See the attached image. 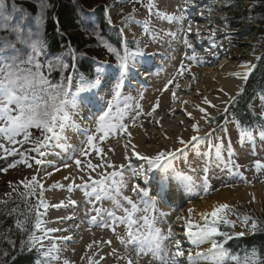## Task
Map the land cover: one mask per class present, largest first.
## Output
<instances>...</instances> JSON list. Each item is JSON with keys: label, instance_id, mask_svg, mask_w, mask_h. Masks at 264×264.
<instances>
[{"label": "snow or ice", "instance_id": "1", "mask_svg": "<svg viewBox=\"0 0 264 264\" xmlns=\"http://www.w3.org/2000/svg\"><path fill=\"white\" fill-rule=\"evenodd\" d=\"M127 2L132 3L134 7L131 12L122 15L118 28L121 36L129 22L135 19V5L141 4V0H127ZM194 2L195 0H183V6H190ZM142 6L147 7L149 16L155 15L170 22L179 23L180 31L183 33V44L187 49L192 50V55H188L187 52L184 54L189 63L185 65L182 61L176 74L161 90L170 92L172 100L176 102L180 85L174 84V81L177 77L190 73L192 62L197 61L190 36L194 34L199 38V29L197 28L193 33V24L196 21L188 20L185 24L186 17L182 10L180 15L161 14L160 11L155 10L157 5L153 0H148L147 5ZM12 11L21 14L15 23L5 0H0V34H2L0 35V161L6 164V167L0 166V172L7 173L9 169L23 165L35 173L30 177H23L14 186L10 181L11 191L5 193L9 199H12L15 193L24 206L23 211H20V204H17L8 212L10 216L14 213L19 214L15 219V228L20 233H27V239L20 241L21 250H36L39 258L35 264H54V262L73 264L69 259L61 257L62 249L57 243V241H69L71 237L52 235L66 232L67 229L48 227L46 225L52 221L44 219L50 206L53 208L65 206L62 201L49 205L45 203L44 198L46 191L44 177H51L62 167L73 169L68 176L64 177L65 180L72 181L68 190L72 191L73 187L81 189L88 198L87 203L91 206L86 213L89 231L93 226L110 230L113 239L124 248V253L121 254L113 246V239H106L102 243L110 248V251L104 252L101 241L93 240L87 245L91 255L86 252L82 257L87 260V264H102V262L107 264L108 258L113 259L114 264H121L122 261L125 264H134L129 255L130 245L135 246L132 249L137 257L135 264H139V258L142 255L147 256L149 253L154 260L158 261V264H264V250L252 248L241 256L226 249L227 241L264 230V222L249 214L238 212L228 203L213 206L211 211L200 213L198 219L193 218L194 209L192 208L188 209L186 217H177V220L183 221L184 236L195 250L185 249L182 246V240L174 236L171 225L168 226L167 232L156 227L157 216L154 213L158 211V202L170 200L173 187L183 188L189 193L193 192L195 184L192 177L177 167V155L183 156L184 152L189 150V146L199 150V144L205 140V136L200 135L203 131L200 120H203L205 124L213 122L214 118L211 117L208 108L218 106L212 104L207 97H203L202 104L196 106L202 114L199 120L191 112L182 109V114L193 121L190 125L193 135L187 140L183 136L175 137V143H178L180 147L142 153L139 150V144L133 142L135 137L132 129L143 127L140 123L142 117L152 118L150 122L154 121L159 128H163V117L157 120L154 116L161 106L160 100L157 98L150 110L144 112L140 104H136L133 108L127 103L128 98L123 97V88L125 82H130L131 76L135 75L138 58L147 55L145 51L147 44L134 39L132 42L134 47H130L125 39L121 51L104 42L107 53L115 57L116 67L113 68L107 61L97 62L94 78L89 79L81 75L73 90L71 74L64 75L59 82H54L51 76L54 72L69 73L70 70L75 69L76 51L68 48L62 55L49 57L46 43L40 32L38 30L33 32L25 27L23 15L25 9L17 8L13 4ZM208 11L211 12L212 9ZM45 14L46 5L41 3L39 11L35 14L37 25L44 23ZM203 14L200 13V15ZM87 19L89 17L82 16V22ZM106 20L109 25H113L114 22L107 14V9ZM143 30L145 33L149 31L148 20L143 21ZM217 31L218 29L215 28L209 29L208 39L213 45ZM169 35L175 36L176 33H169ZM17 43L25 45L26 49L18 48ZM241 67L246 70L236 75L247 81L255 65L248 63ZM191 79L196 80V77L192 76ZM170 85L174 87H169ZM105 88L109 89L111 96L106 105L101 103L104 97L99 95V92ZM219 91L228 96L223 89ZM82 93H91L93 98L82 96ZM197 95L201 94L197 92ZM235 99L230 96L227 101H222L225 104L223 109L225 113L229 110L227 105L234 103ZM86 102L91 103L98 114L92 121L94 127L84 131L85 139L81 142L80 148L72 150V155L69 156L70 162L62 161L60 165H56L47 160L46 157L53 154L51 149L60 147L61 142L67 140V130H80V125L73 117L78 114L80 105ZM169 114L174 116L175 109H169ZM261 116L264 117V111L261 112ZM178 123L183 125L184 121L180 120ZM36 132L39 134L37 135ZM162 135L166 140L173 139L166 129L163 130ZM211 135L212 133L206 134L209 139ZM260 135L264 137V129L260 130ZM238 137L241 141L251 140L253 133L250 128L241 126L238 129ZM113 138L125 140L123 158L126 163L116 164L111 159L110 154L114 153V149L109 145ZM67 147L65 145V151ZM208 148L209 152L215 150L217 158L220 157L219 144H209ZM9 157L12 158L11 161ZM133 158L139 162L138 167L133 166ZM233 167L236 169L235 175L247 182L239 172V166L233 165ZM255 167L257 170L264 169V162L256 161ZM48 168H52L53 171H48ZM77 173L81 181L79 184L75 183ZM93 173H96L95 177ZM52 187L64 186L57 182ZM125 190L131 195L125 194ZM211 190V185L205 176L202 192L207 195ZM195 194L200 195L199 192ZM255 199L253 195L250 203L255 202ZM105 200L111 201L113 206L105 208L101 203ZM7 203L8 200L0 199V204ZM68 203L73 206L77 204L75 200H69ZM98 203L100 206H97ZM160 215L167 216L168 213H160ZM233 216L236 217L235 220L230 219ZM65 219H71V217H58L57 221ZM237 224L244 230L234 231ZM121 225L125 228L124 235L117 230ZM76 227L79 228V225ZM45 241L49 242L47 247ZM165 241H170V249L164 246ZM6 242L15 247L14 240L7 239ZM205 243L210 244V247L200 250V246ZM4 255L7 256L8 252Z\"/></svg>", "mask_w": 264, "mask_h": 264}, {"label": "rangeland", "instance_id": "2", "mask_svg": "<svg viewBox=\"0 0 264 264\" xmlns=\"http://www.w3.org/2000/svg\"><path fill=\"white\" fill-rule=\"evenodd\" d=\"M41 0H5L6 6L8 10L12 13L13 16V23L16 22V19L20 18L19 13H16L15 11H12V5L14 4L17 8H23L25 9V12L23 13L25 17V27L33 32L39 31L42 39L44 40V33L39 25L35 23V14L39 11ZM69 2L75 12L76 18L79 21L80 27H79V33L81 37L83 38L85 42V47L83 49V52L81 51L77 55V60H80L81 62H85L87 66L92 67L95 72V67L97 65V62L107 61L109 64L112 65L113 68L116 67V60L115 57L109 53H107L104 42L111 44L107 38L104 36L101 30V26L103 22H107L106 20V9L107 14L111 16L113 20V24L120 26V20L122 18V15H126L129 12L132 11L134 5L132 3H128L127 0H65ZM153 2L157 5V8L155 10H158L161 12V14L168 13L171 11L170 8V2L171 0H153ZM44 5H46V14H45V21L46 22L50 16H51V10H52V3L51 0H45ZM148 0H141V4L135 5L136 12H135V19L131 21V25L129 24L127 28L125 29V32L123 34L125 39H138L143 43L147 44V48L145 49L146 53H153L158 51H161V53L164 56H167L166 58L162 59L161 62L166 64V68L168 66L171 67L172 63V54H175L177 52L176 44L179 42L181 43L182 47H185L183 42L181 41L180 37H175L169 35V33L173 32L175 33L177 30L178 23L170 22L166 19H163L162 17H157L155 15L149 16L148 10L146 6ZM202 6L198 9V11H201L200 13H204L203 15L209 14V19H201L202 21L199 23L200 25L204 24L207 25V29L215 28L218 29L216 32L215 44L211 42L209 45L207 41H210L208 39L209 34H207V38L205 39L206 45L199 51L202 57L207 58L210 54H216L217 58L215 60H208V62L203 63L201 61V58H197V61L192 62V67L197 72V79L199 80L203 76L205 77V74L203 72L207 73V70L213 69L211 71H208L209 73L213 74H222L226 68H235V67H241L244 64L251 63L252 65H255L257 61L260 59L259 54V46L264 44V36L260 33V30L257 28L258 24L253 23L251 19H249L244 11V9L250 4V2H244L239 3L235 2L234 0H203ZM212 9L211 12L208 10ZM98 10L99 12L103 11V17H99L97 14ZM154 10V11H155ZM198 14V12L196 13ZM195 14V16H196ZM82 16H87L89 19L82 22ZM242 16H245L242 17ZM148 20L149 21V31L147 33L143 30V21ZM232 20L233 22L238 21V27L237 29L231 28L228 24ZM139 22V23H138ZM252 22V23H250ZM198 24V25H199ZM46 25V24H45ZM2 35V34H0ZM230 35V36H229ZM197 39V38H196ZM45 41V40H44ZM196 43H199L197 40L193 43L194 45ZM112 45V44H111ZM47 46V45H46ZM17 47L23 49H26L25 45L17 43ZM114 47V46H113ZM70 47L62 46V49L57 52L56 54L49 53V57L56 56V55H62L67 51V49ZM72 49V48H71ZM186 53V52H185ZM184 53V54H185ZM188 55H191L189 51H187ZM159 59V58H155ZM76 60V61H77ZM176 62H173V69L180 64V61L176 58ZM75 61V62H76ZM138 63H140V58H138ZM183 62L185 64H188L189 62L185 59ZM159 71V70H158ZM55 74L56 81L59 82L64 75L67 73L63 72H54L52 73L51 79H53V75ZM192 76H184L183 80H180L181 82H184V84L188 85L191 82ZM212 82V79H210ZM179 81V82H180ZM237 80H235L236 82ZM167 83L165 77H159L156 79V81L152 84V87H155L157 91V98L159 100H167L166 93L168 91H161L163 89V86ZM202 83V81H201ZM214 83V82H213ZM139 88L135 90L129 89L128 86H126V90L128 92L123 93L124 98L127 99V103L131 107H135L136 104H140L143 111L147 112L150 110L151 106L153 105L150 103V99H148L145 96V91L147 89V84H138ZM216 86H219L216 84ZM74 87V86H73ZM170 87V86H169ZM245 89V86L237 91V93L232 96L236 97L243 93ZM82 96H89L91 93H82ZM177 97H180V93L177 94ZM199 97H206L203 95H199L198 97H195V94L187 93L182 95V101L174 103L175 106H172L171 109H175L176 107H182V105L187 104L188 101L194 100L197 102L199 100ZM215 98V97H214ZM155 101V102H156ZM222 101H227V98L225 99H218V102L220 103L218 107L216 108H208L209 113L211 114V117L214 118L213 122L205 124L203 120H200V125L203 131L200 133L201 136H205V140L202 141L199 144V150L192 149L191 146H189V150L185 151L183 156L177 155L176 165L179 169L184 171L187 175H190L192 177V180L195 184V187L193 189L192 193H188L184 196L183 199L180 201H176L175 197H171L170 200L165 201L160 200L158 203V211L154 213L158 219L161 220V222H156V227L161 228L164 232H167L168 226L171 225L173 229L174 236L178 239L182 240V246L185 249H194V246H192L184 236V229L182 227L183 221L177 220V217H186L188 214V209L192 208L194 209L192 215L194 219L199 218V214L211 211L212 207L215 205H218L220 203H228L229 205H232L238 212L243 214H249L252 217L263 221L264 222V169L257 170L255 167L256 161L264 162V137L260 136H253L251 140H245L241 141L238 137V130L236 129L234 124H231L230 122L222 123L220 125L215 124V120H217L219 117H221L223 114H228L223 111L225 104L222 103ZM186 102V103H185ZM199 103V102H197ZM84 104V103H83ZM86 104H88L86 102ZM191 103H189L190 105ZM202 104V103H201ZM123 106V100L121 102V107ZM228 108L230 106L227 105ZM88 111L94 110L95 113L97 112V109L93 106H87ZM96 110V111H95ZM165 111L163 109H158L157 112L154 114L155 118L159 120L161 117H163L162 125L164 129H171L175 124L173 119L165 120ZM199 118L202 115L199 113ZM74 120L80 125V130L77 131L75 129H69L66 131L67 140L61 142L60 147H53L51 149V152H55L57 156H60L59 148H63L61 151H65V145H67V149L69 148L70 140L68 139L71 137L70 134H80L83 135L84 131L90 127H94L93 124V118L87 119L84 115L80 113V110H78V114L74 115ZM179 118L183 119L184 125L189 134H183L186 132V130L182 129L181 126H178V133L173 139L177 136H180L183 134V136H186V140L193 135L191 130V123L193 122L190 119H187L185 115L182 113L179 114ZM178 119V118H177ZM152 118L142 117L140 123L143 124V127L140 128H134L132 129L133 135L135 137L134 143L138 144V136L145 139V147L147 150H149L152 147H158L159 139L156 140L157 137H159V133L162 131L161 128H159L157 125L149 124V121H151ZM86 123V124H85ZM146 130V131H145ZM183 130V132H182ZM142 131V133H139ZM180 132V133H179ZM212 133L211 138L209 139L206 134ZM38 135L39 133L36 132ZM22 138V137H21ZM85 138V136H84ZM162 135V139H163ZM19 139V138H18ZM156 141H155V140ZM166 140V139H165ZM155 141V143H153ZM170 141V140H168ZM125 140L119 139V138H113L110 141V145L114 149V153L110 154L111 159L116 164H121V161L124 157V145ZM209 144H219L221 146V155L219 158H217L215 150H212L209 152L208 145ZM25 147H30V145H25ZM180 147V145H179ZM157 149V148H156ZM66 152V151H65ZM149 153V152H148ZM53 158L55 156L53 155ZM9 161H11V157L8 158ZM67 161H69V158H67ZM70 162V161H69ZM96 162V161H93ZM233 165L239 166V172L242 173L243 177L246 178L245 180H242L239 176L235 175L236 169L233 167ZM0 166H5L6 164L3 161H0ZM139 166V163H138ZM137 166V167H138ZM62 168V167H61ZM205 169H207V173H205ZM49 171V169H47ZM63 170V168H62ZM69 171H73V169H67ZM53 171V169L51 170ZM99 171V170H98ZM61 171L54 172V174L51 177H44V183L46 187L45 191V203L52 205V204H58L61 201L65 205L66 209L65 212L71 211V216L78 218L79 225H84L86 228V231L84 230V233L92 232V233H104L109 236V239H113L112 233L110 230L101 229L99 227H92L91 231H89V225L87 224L88 216L86 213L90 209V205L87 203V197L85 196L84 192L81 189L74 188L72 191H69L68 188L70 184L72 183L71 180H65L64 178L60 180L57 179V174H59ZM35 174L33 170L27 169L23 165H18L16 168L9 169L7 173L0 172V199L8 200L9 198L5 196V193L11 191V188L9 187V182H13V186L16 182L20 181L23 177L27 176L30 177L31 175ZM126 175H130V173H126ZM68 176V175H67ZM93 176H96V173H93ZM205 176H207L208 183L211 185V191L204 195L202 192V185L205 179ZM50 180V183H48ZM60 183L64 187L62 188H54L52 187L55 183ZM75 183L79 184L81 181L79 180V173L76 174L75 177ZM250 187H253L255 192L257 190H262L259 192V194L255 195L252 193V189H248ZM260 187V188H258ZM177 188V187H175ZM183 188L176 189L177 193H179V190ZM218 189V191L216 190ZM187 192V191H186ZM199 192L200 195H196L195 193ZM125 194L131 195L130 192L125 190ZM65 195V198L63 199V196ZM255 195L256 199L255 202H251L252 196ZM16 194H13V197H15ZM203 197V198H201ZM69 200H75L77 204L75 206L70 205L68 203ZM105 208H111L112 202L109 200H105L101 202ZM3 204H0V207ZM97 205L100 206L98 203ZM43 211V210H42ZM168 211V212H167ZM64 212V211H63ZM62 211H60V215L63 217ZM64 212V213H65ZM58 213V208L49 207L47 209V215L44 217L47 221H52V218L55 217V215ZM160 213H168L167 216L160 215ZM94 214V213H93ZM119 214V213H118ZM230 219L235 220L236 217H230ZM79 221L81 223H79ZM83 223V224H82ZM48 227H55V225L52 223L47 224ZM61 226V225H60ZM64 228H68V225H64ZM122 228V233H119L121 235H124L125 228L123 225L120 226ZM242 229V227L237 224L234 231L239 232ZM231 231V230H230ZM253 233H248L245 236H251ZM53 236H56L55 233L52 234ZM67 236H71L72 233H66ZM100 236V235H99ZM76 237V236H75ZM73 237V238H75ZM103 240V238H102ZM45 246H48V241H45ZM58 245L61 247L62 251L60 253L62 258H67L70 261L73 262V264H87V260H76V244L70 242H66L65 244H62V241H57ZM116 245L117 249L119 248L120 253H124V248L119 244L118 241H115L113 239V246ZM164 246L166 248H171L170 241H165ZM134 245L129 246V255L131 256L132 260H137V257L135 253H133L132 249L134 248ZM210 247V244L205 243L200 246V250H206ZM87 251L83 252L82 256H85V253ZM133 253V254H132ZM88 254V252H87ZM89 255V254H88ZM135 255V256H134ZM147 260L149 261V264H158V261L154 260L151 256H146ZM143 258H140L139 262H142ZM56 264V262H54ZM103 264V262H102ZM107 264H114V260L111 258L107 259ZM121 264H125V262H121ZM145 264V263H143Z\"/></svg>", "mask_w": 264, "mask_h": 264}, {"label": "trees", "instance_id": "3", "mask_svg": "<svg viewBox=\"0 0 264 264\" xmlns=\"http://www.w3.org/2000/svg\"><path fill=\"white\" fill-rule=\"evenodd\" d=\"M234 1L239 3L250 2L244 11L253 23L258 24L257 28L264 36V0ZM51 3L52 12L46 21L44 35L48 51L57 53L62 49V46H70L77 53L83 52L85 42L79 33L80 24L72 5L65 0H51ZM99 11L97 15L103 17V11ZM242 17L245 18V16ZM228 25L237 29L238 21L230 20ZM102 31L113 45L123 48L124 39L119 33L118 27L109 25L104 21ZM127 41L130 47H134L133 41ZM259 54L260 59L257 61L243 93L235 97V102L230 104L228 108V114H223L215 120L216 125L232 122L238 129L241 126L258 132L264 129V117L261 116V112L264 111V99H261L264 97V44L259 46ZM81 75L91 79L94 78L95 73L85 62L80 61L76 63L74 72L77 84ZM17 204H20V211H23V203L16 196L8 199V203L0 207V264H35L39 258L37 251L21 250L20 248V241L27 239V233H20L15 228V219L19 214L8 215L10 209L16 207ZM19 218L22 219L23 217ZM7 239L14 240L16 242L15 247L9 245L6 242ZM225 247L229 252L241 256L245 251H250L252 248L264 250V230L257 231L248 237L243 236L227 241ZM5 252H8L7 256L4 255Z\"/></svg>", "mask_w": 264, "mask_h": 264}, {"label": "bare ground", "instance_id": "4", "mask_svg": "<svg viewBox=\"0 0 264 264\" xmlns=\"http://www.w3.org/2000/svg\"><path fill=\"white\" fill-rule=\"evenodd\" d=\"M45 0H41L40 3H43ZM203 0H195V2L190 5V6H183V0H171L170 2V8H171V11L168 12L167 14L171 15V14H175V15H180L181 14V10L183 11V14L184 16L186 17L185 19V24H187L188 20H193V21H196V23L193 24V33H195L196 29L198 28L199 29V32H200V36L199 38H197V41L199 43H196L194 45V48H195V51H199L204 47V45H206V42H205V39L207 38V34H209V31H208V27L207 25H200L199 23L202 21L201 19L202 18H199L198 16L195 18V14L197 13L198 9L200 8V6H202V3ZM44 4V3H43ZM45 24L46 22H44L43 24L39 25L40 28L42 29L44 35H45ZM199 24V25H198ZM180 28H181V25L178 23L177 25V30H174L176 31V35L175 37H180L181 41L183 42V33L180 31ZM173 33V32H171ZM195 35H191L190 36V41L193 43V40L195 39ZM177 49V52L175 54H172L171 56L172 57V63H171V67L168 66L164 71H163V75L166 79V81H168L169 79H171L177 72V69L179 67L180 64H178L175 69H173V62L177 61L176 58L180 61V63L184 60V53L189 51L192 55V50L190 49H187L186 46L185 47H182L181 46V43L179 42L178 44H176V47ZM159 56V61L160 60H163L162 59V53L161 51H156ZM199 52H196V55H197V58H201V61L203 63H206L208 62V60H215L217 58V55L216 54H210L208 55L207 58H204L201 56V54ZM161 54V55H160ZM157 55V54H156ZM161 62V61H160ZM187 65V64H185ZM213 69H209L207 70V73L206 72H203L205 74V77L203 76L202 78H200L199 80L197 79V72L194 70L193 67H191V71L190 73H186L184 76H195L196 77V80H191V82L186 85L184 84V82H181L180 80H183L184 79V76L183 77H177V79L174 81V84L175 83H178L180 85V89L177 91V94L180 93V97L178 98L177 97V101L174 102L171 98V93L170 92H167L166 93V97H167V100H161L160 101V108L158 109H163L164 114H165V120L167 121V118L170 120V119H173L171 121L174 122V126L171 128V129H166L169 134H171L173 137L175 136L174 134L177 135L179 129L177 127L178 126H181V128L184 130L186 129L185 125H180L178 123V121L180 120H183L181 118H179V114L182 113L181 110L184 109L186 110V112H191L192 115L194 117H196V119L199 118V114H198V109H197V105H201L202 103V97H199V100L197 102H195L194 100H190L188 101L187 104H184L182 105V107H176L175 108V115L174 116H171L169 114V109H171L172 106H175L174 103H177V102H181L183 99H182V95L184 94H187V93H191V94H195V97L199 96L197 95V92H199L201 95L203 96H206L211 102L212 104L214 105H219L220 103L218 102V99L221 100V99H225L227 98V100L229 99V97L231 96H234L237 91L241 90L246 81L240 79L236 73H240L242 74L246 69H244L243 67H235V68H226V70H224L223 72V75L222 74H216V73H209L208 71H211ZM253 70V69H252ZM252 72V71H251ZM251 74V73H250ZM148 75V74H147ZM146 75V76H147ZM250 76V75H249ZM210 79H212V82H209L211 81ZM235 80H237L235 82ZM180 81V82H179ZM202 81V83H201ZM214 82V83H213ZM133 83V82H132ZM133 84H136V83H133ZM216 84H218L219 86H216ZM147 89L145 91V96L150 99V103L154 104L155 101H156V97H157V91L155 90L156 88L155 87H152L151 85H147ZM137 87H139V85H137ZM170 87H174V85H170ZM220 89H223L224 92H227L228 93V96H225L223 95V93H221L219 90ZM101 94H99L100 96H103L102 93L103 91L100 92ZM215 97V98H214ZM93 97L91 96L90 99H92ZM102 103V102H101ZM189 103H191L189 105ZM92 104L91 103H84V104H81L80 105V113L82 115L85 116V118L88 119L89 118H94V114H91V111H88V107L87 106H91ZM178 118V119H177ZM149 124H153V125H156L154 123V121L150 122L149 121ZM162 131L159 133V137L156 138V140L159 139V145L158 147H152L150 148L149 150L146 149L145 147V139L138 136V144H139V150L142 152V153H153L155 152L156 150L158 149H163V148H168L169 150L173 149L174 147H179V144L178 143H175V138L168 141V140H165L164 138L162 139V132L163 130H165L164 128H161ZM182 130V132H183ZM139 133H142V131H140ZM180 133V132H179ZM190 132H188V130H186L185 133L183 134H189ZM180 135V136H183ZM70 138L68 139V141L70 140V143L68 144L69 145V148L66 150V152L64 151H61L63 148H59V153L60 156H57L56 153L52 152L53 154L52 155H49L46 157L47 160L49 161H52L54 164L56 165H60L61 163H58V162H62V161H67V158H69V156L72 155V150L73 149H79L80 146H81V142L85 139L84 136L80 135V134H76L74 135L73 133L70 134ZM187 136V135H186ZM186 136H183L184 139H186ZM155 140V139H154ZM155 140V141H156ZM155 141H153V143H155ZM53 155L55 156V158H53ZM135 158H133V166L136 167L138 165L139 162H135ZM121 163H126V161H124V158L122 159ZM49 171L52 170V168H48ZM61 172L59 174H57V179L56 180H62L65 176L69 175V173L71 171L67 170V169H64L60 170ZM50 183V180L49 182ZM179 187L175 188L173 187L172 188V196L175 197V200L176 201H180L181 199L184 198V196L189 192H186L184 189H180L179 190V193H177L176 189H178ZM260 188V187H258ZM249 190L252 189V193H254L255 195L259 194V192H261L262 190H257L255 192L254 188L253 187H250L248 188ZM171 196V197H172ZM65 198V195L63 196V199ZM67 207V206H66ZM65 206L64 207H61V208H58V213L55 215V217L52 218V221H53V224L55 225V227L57 228H61V229H64V225L68 224L67 222H73L72 220L70 219H67V220H63V221H57V218L58 217H62L60 215V211H64L68 208H66ZM66 208V209H64ZM63 212V214H64ZM73 217V216H71ZM70 220V221H69ZM61 225V226H60ZM79 228H76V229H72L73 231L77 230ZM120 230V232L122 233V228H118ZM66 233H68L67 231L66 232H58V233H55L56 236H64L66 235ZM74 233V232H73ZM100 235V236H99ZM74 236H76V239H72L69 240V241H62V244H65L66 242L70 243H74L76 245L75 249H76V260L77 261H81V260H86V259H82V254L83 252L87 251L89 255H91V252L87 250V245L89 243H91L93 240H98V241H101V248L104 250V252H108L110 251V248H107L106 246L103 245L102 241L103 240H106V239H109V236L104 234V233H99V234H96V233H92V232H87V233H79L78 231L74 234ZM103 238V240H102ZM95 247V246H94ZM114 247L117 248L116 245H114ZM118 252L119 251V248L117 249ZM133 253H135L134 251H132ZM132 253V254H133ZM123 254V253H121ZM135 256V255H134ZM140 258H143L142 262H139V264H149V261L147 260L146 256H141ZM140 258H139V261H140ZM183 259V258H181Z\"/></svg>", "mask_w": 264, "mask_h": 264}]
</instances>
